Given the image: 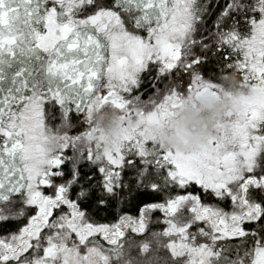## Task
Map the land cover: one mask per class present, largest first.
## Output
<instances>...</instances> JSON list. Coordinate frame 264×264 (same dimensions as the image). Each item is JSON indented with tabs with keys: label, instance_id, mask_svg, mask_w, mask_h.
<instances>
[{
	"label": "snow or ice",
	"instance_id": "snow-or-ice-1",
	"mask_svg": "<svg viewBox=\"0 0 264 264\" xmlns=\"http://www.w3.org/2000/svg\"><path fill=\"white\" fill-rule=\"evenodd\" d=\"M229 73L230 118L166 145ZM0 264H264V0H0Z\"/></svg>",
	"mask_w": 264,
	"mask_h": 264
},
{
	"label": "clouds",
	"instance_id": "clouds-1",
	"mask_svg": "<svg viewBox=\"0 0 264 264\" xmlns=\"http://www.w3.org/2000/svg\"><path fill=\"white\" fill-rule=\"evenodd\" d=\"M232 88H238V78L234 73L228 74ZM191 102L185 103L179 110L178 119L161 133L166 145L184 147L186 143H197L206 135L215 134L222 122H226L230 112L234 111V100L230 96H212L207 93L193 95ZM120 130L118 119L112 126L111 140H115Z\"/></svg>",
	"mask_w": 264,
	"mask_h": 264
},
{
	"label": "rangeland",
	"instance_id": "rangeland-1",
	"mask_svg": "<svg viewBox=\"0 0 264 264\" xmlns=\"http://www.w3.org/2000/svg\"><path fill=\"white\" fill-rule=\"evenodd\" d=\"M207 94L212 95L211 92H208ZM217 96V95H212ZM177 117V116H176ZM174 119H178V118ZM118 119L119 121V112L116 109H109L108 107H102L93 114V124H94V131H91L89 135L86 137V141H92L95 142L99 141L100 143H111L113 140L110 139L111 137V130L113 124ZM174 121V120H173ZM173 121H171L169 124L165 125L160 130V136L161 133L168 129L170 126L173 125ZM120 123V121H119Z\"/></svg>",
	"mask_w": 264,
	"mask_h": 264
},
{
	"label": "trees",
	"instance_id": "trees-1",
	"mask_svg": "<svg viewBox=\"0 0 264 264\" xmlns=\"http://www.w3.org/2000/svg\"><path fill=\"white\" fill-rule=\"evenodd\" d=\"M219 80H220V83H221V85H222V91H220V93L217 95V97H220V96H227V95H225L224 94V90H227V89H229V88H232L231 87V85H230V83H229V79H228V74H224L223 76H220L219 77ZM187 102H191L190 100H188ZM109 109H113V108H111V107H108ZM178 116H179V114L177 115V117L176 118H178ZM90 134V132H86L85 133V141L87 140L86 139V137H87V135H89ZM87 142H89V141H87ZM90 142H95L94 140H92V141H90Z\"/></svg>",
	"mask_w": 264,
	"mask_h": 264
}]
</instances>
